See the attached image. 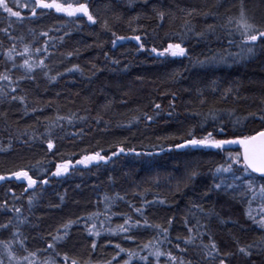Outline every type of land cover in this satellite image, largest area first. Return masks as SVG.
<instances>
[{
	"label": "trees",
	"instance_id": "trees-1",
	"mask_svg": "<svg viewBox=\"0 0 264 264\" xmlns=\"http://www.w3.org/2000/svg\"><path fill=\"white\" fill-rule=\"evenodd\" d=\"M7 2L14 11L21 12L23 20L9 17L8 13L0 9V29L8 28L13 36H23L24 40L12 41L0 31V71L11 64L4 53L13 43L16 44L17 51H22L24 44L32 43L30 29L37 34L48 31L50 36L64 37L63 43L59 40L49 41L50 45L55 42L56 48L49 47L53 55L45 60L51 69L50 74L61 72L64 75L55 83H49L38 69L36 82L23 81L21 84L28 90L29 100L38 99L40 105L48 101H52V104L42 113L37 112L23 118L19 104H0V175H8L23 168L38 181L36 188L28 191L24 190L27 187L24 180L12 177L7 181H0V203L7 200L9 207L14 204L22 208L23 215L29 218V223L22 229L28 237V250H41L32 259L36 264H44L47 260H54L55 264H65L63 254L66 253L70 257L67 264H71V259H76L78 264H107L119 251L116 244L134 252L138 251L141 255H148L149 250L143 249V245L149 240L155 245L156 240H162V237L158 229L144 225L143 220L146 217L149 224L163 227H168L167 222L172 219L169 228L172 243L162 242L159 245L161 251L184 255L185 258L192 259L194 264H206L198 249L189 248L185 254L180 253L174 245L178 242L177 236L188 235L183 219L190 200L197 199L211 185L214 169L225 161L226 153L203 147L177 149L174 146L190 138L187 135L190 129H194L196 138L206 135L208 131L217 136L218 122L204 121L202 116L194 115L195 112H206L209 106H214L226 110L235 109V115L243 118L249 112L260 109L261 100L264 99V49L257 48L255 55L244 60H233L229 57L226 63L197 64V58L204 60L213 53L227 55L225 49L230 47L226 42L227 37L223 32H218L220 40L215 36H209L201 42L188 40L184 46L188 47L191 58H159L151 53L150 48L155 46L160 49L166 47L168 42H178L174 33L181 30V21H169L166 16L165 22L161 24L150 6H143L140 0L132 4L129 0L86 2L89 3L90 10L99 8L100 14L108 19L109 26L117 35L136 34L131 31L127 22L131 17L141 14L142 18L134 20L132 26L141 25L147 33V36L142 35L144 51H137L135 41H118L113 48L111 40L114 37L111 33L102 29L99 22L90 25L86 22V17H68L54 9H37L36 16H32L31 0H19V4L29 5L26 8L13 5L12 0ZM158 7L162 10L170 9L177 17L182 15L181 8L196 7L198 10L218 12L220 22H223L226 16L239 14L240 0H159ZM244 7L250 17H255L257 21L264 19V0H244ZM115 16H120L121 19L117 20ZM215 22L212 16L206 19L196 16L193 19L198 30ZM66 31L70 33L69 36H64ZM44 39L46 38L39 37L33 47L40 46ZM236 39L238 42L239 38ZM230 51L237 52L239 49L233 45ZM68 52H73L74 55L67 57ZM105 53L119 60L120 64H111L105 59ZM43 55L40 54L41 57ZM16 59L17 63L22 62L21 57L17 56ZM73 65H79L83 69V75L79 71H66ZM22 74V69L14 72V76ZM36 83L40 85L39 88H36ZM230 86L239 89V100L233 99L231 95L227 100L221 99ZM198 89L207 98L204 105L199 103ZM57 93L60 95L57 96ZM173 94L176 96L174 109L170 107ZM109 101L110 107L105 109L103 106ZM154 104H160L161 108L155 109ZM57 109L61 115L75 112L79 116L87 115L88 119L77 120L73 125L64 122L63 129H57L53 134L55 148L48 150L40 134L45 131V117H54ZM85 109L90 111L86 112ZM157 111L160 112L159 116L155 115ZM169 111L173 113L172 116L168 115ZM4 112L8 113L7 117L2 115ZM145 112L154 116V119L147 121L143 116ZM98 114L103 116L100 123L94 119ZM133 117L139 119L132 122ZM221 119L224 121L226 135L217 138H232L233 130L227 112L221 114ZM261 127L264 125L259 120L250 119L244 122L243 130L252 132ZM26 128L35 130L38 138L32 140L28 136H21L20 133ZM24 140L28 143H24ZM161 145L164 151L160 150ZM119 147L126 150L134 147L142 155L137 156L126 151L112 156L113 152H118ZM96 152H100L102 156H111V159L107 162L94 161L87 166H76L77 161L84 155ZM146 152L158 154L143 155ZM69 161L71 164L67 174L61 177L52 175L57 165ZM193 169L200 175L194 181H189L187 177ZM42 179H47L48 183L41 185L39 181ZM105 193L109 196L119 193L124 197V200H117L107 214L103 202ZM14 196L19 199H14ZM29 196H34L31 211L28 205ZM61 196L64 197L63 201ZM160 200L165 203H159ZM213 203L223 218L237 221L244 226L247 239L257 235L255 226L244 215L246 205L233 202L224 195L214 196L211 201L205 202V206ZM142 206L144 217L134 210ZM91 213L101 214L95 221L97 229H104L99 237H94L87 231L92 221H88L86 226L85 221L81 220L72 225L68 235L56 243L54 250L43 251L47 243L52 242V237L57 234L61 225L68 220L75 221L78 217L86 218ZM13 215L0 210V223L7 222ZM106 215L109 217L107 220ZM126 216H130L133 221L140 219L141 225L128 233L113 234L107 231L108 228L117 229L124 223ZM101 221L104 223L101 224ZM232 228L231 223L220 225L213 221L211 224L214 238L222 251L229 250L224 247L225 242H228L230 250L235 251L228 232ZM234 231L242 239L245 238L244 233L235 229ZM59 234L63 236L62 229ZM128 236L132 239H127ZM9 237L10 231L0 232V239ZM93 241L97 244L95 250L91 248ZM26 254L18 252V255ZM118 259L123 264L127 259V252L120 253ZM112 264H117V261ZM132 264L143 262L135 257ZM148 264H156L155 257L149 256ZM159 264H168V258L160 257ZM233 264H242L241 258H235Z\"/></svg>",
	"mask_w": 264,
	"mask_h": 264
},
{
	"label": "snow or ice",
	"instance_id": "snow-or-ice-1",
	"mask_svg": "<svg viewBox=\"0 0 264 264\" xmlns=\"http://www.w3.org/2000/svg\"><path fill=\"white\" fill-rule=\"evenodd\" d=\"M136 0H129V3H135ZM143 6H150L151 11L155 14L157 20L163 24L165 22L166 16L169 21H175L180 19V31L174 33V36L178 42H168L166 47L158 49L153 46L150 48L151 53L155 54L159 58L163 57H188V47L184 46L188 40L195 39L197 42L205 41L209 36H215L217 40H220L218 32H223L227 37V44L231 47L235 45L239 49L237 52L230 51V47L225 49L227 55L213 53L210 56H206L204 60L196 59V63L200 65H215L226 63L229 57L233 60H244L246 58L252 57L256 53L257 48L264 49V19L257 21L255 17H250L246 14L244 7V0H240L239 14L236 16H226L223 22H220V14L218 12L203 11L198 10L196 7L191 8H181L180 12L182 15L177 17L174 12L169 10H162L158 7V2H152V0H140ZM13 5L18 7H28V4H19V0H12ZM31 15L36 16L37 9H54L57 13H63L68 17H86V22L90 25H96L99 22V26L105 31L111 33L114 39L111 40V45L113 48L116 47L117 42L124 41H135L137 42V51L145 50V43L142 41V35L147 36V33L143 31V26L138 25L136 27L132 26L134 20H140L141 14L131 17L128 20V27L133 33L131 36L127 35H117L115 31L109 26L108 19L104 18L100 14L99 8L95 10H90L89 3L82 2V0H31ZM110 5H106L108 7ZM0 9L8 13L9 17H16L18 20H23L20 11H14L13 7H10L7 0H0ZM95 11V14H94ZM196 16H203L205 19L212 16L216 22L210 23L205 26L204 29L198 30L196 25L193 23V19ZM115 19H121L120 16H115ZM9 26H11V21H9ZM5 35L12 41L19 39L23 42L24 37L13 36L8 28L0 29ZM32 34V43L24 44L22 51H17L16 44L13 43L9 47L4 55L7 60L11 62L10 66H5L3 71H0V104H11L13 102L20 105L22 110V116L35 114L37 112H43L46 107L52 104V101H48L43 105H40L38 99L29 100V92L21 86L23 81L36 82V71L39 69L43 72L49 83H55L64 73L57 72L55 75L50 74L51 69L49 65L45 63L49 57L53 55L49 51V47L56 48V43L53 42L51 45L49 41L59 40L63 43L64 37H53L49 35L48 31H42L36 33L34 30H29ZM69 32H65L64 36H69ZM39 37H45L46 39L40 44V46L33 47L37 43ZM236 37L239 38L238 42ZM2 45V41H0ZM103 46L102 44L100 45ZM90 47V46H89ZM211 51V49H210ZM79 50H76L78 54ZM40 54H44L42 57ZM67 57L74 55L73 52H68ZM17 56L22 58V62L17 63ZM105 59L109 60L113 65H119L120 61L111 58L105 53ZM95 68V65H93ZM18 69L23 70L22 75L14 76V72ZM103 69H97V71H102ZM126 70V66H125ZM67 72L79 71L83 75V69L79 65H73L71 68L66 69ZM95 75V72H93ZM213 83H215L213 81ZM36 88L40 85L36 83ZM199 103L204 105L207 102V98L204 96L202 90L198 89ZM215 91V89H213ZM239 89H234L229 87L226 89L224 95L221 97L223 100H227L231 95L233 99L239 100L241 97L238 94ZM60 93H57L59 96ZM176 99L175 94H173V103L170 107L174 109V101ZM74 103V101H73ZM111 102L109 101L103 107L105 109L110 107ZM155 109H160V104H154ZM89 112L90 109H85ZM227 112L228 119L231 122L233 136L232 138H217V136H225L226 128L223 126L224 121L221 119V114ZM3 116L7 117L8 113L4 112ZM156 116L160 115V112L155 113ZM169 116H172L171 111L168 112ZM194 115L202 116L204 121L211 120L213 122H218L216 126V134L213 135L212 131H208L206 135L196 138L194 129H190L187 135L190 137L183 141V143L176 144L174 147L177 149L193 147V148H212L222 150L226 153V159L223 163L215 167L213 172V180L209 187L201 192L197 199L190 200L187 207L186 215L183 219L184 227L188 233L187 236L181 237L177 236L178 241L174 247L180 253H187L189 248L193 250L198 249L201 253V259L206 262V264H233V260L240 257L242 264H264V127L252 132H245L244 122L248 120H259L262 125H264V99L261 100V107L258 111L249 112L247 116L243 118L235 115V109H220L214 106H209L206 112H195ZM144 118L147 121H152L154 116L148 115V113H143ZM39 119V118H37ZM87 115L79 116L75 112L70 114L61 115L57 109L54 117H45V131L40 134L43 142L46 143L47 149L52 150L55 148V143L53 140V134L57 129H63L64 122L69 125H73L75 121H85L87 120ZM97 123L103 120V116L97 115L95 118ZM138 117H133V121H137ZM130 126V125H129ZM203 126V123L201 124ZM31 127V126H29ZM21 136H28L32 140H36L37 133L35 130L30 131L28 128L24 129L20 133ZM170 138V137H169ZM167 139V138H166ZM182 139V138H181ZM28 143L27 140L23 141ZM227 146V147H226ZM230 146H240L242 151H231ZM160 150L164 151L163 146H160ZM170 150V149H169ZM133 153L137 156L142 155V153L137 152L134 147H129L127 150L124 147H119L118 152H113L112 156L119 155L120 153ZM158 153L146 152L143 155L152 156ZM111 159V156H102L100 152H96L92 155H84L82 159L78 160L77 163L84 164L85 166L91 164L92 162H107ZM71 162L61 163L56 166V171L52 173L53 176H63L68 173ZM200 175V173L193 169L189 174L187 179L189 181H194L195 178ZM15 177L17 180H24L27 182V187L24 189H35L38 183L37 179H33L29 175L28 170L23 168L12 171L8 175H0V181H7L10 178ZM41 185H46L48 183L47 179H42L39 181ZM179 187V186H178ZM224 195L233 202L246 205L245 217L248 221L255 226L257 235H254L250 239H247V230L243 225H240L237 221L226 220L223 218L219 212L216 211L214 203L206 207L205 202L211 201L214 196ZM14 199H19L14 196ZM63 201L64 197H60ZM117 200H124L123 196L116 193L114 196H109L104 194L103 202L105 205V214H107L112 205ZM34 196H29L28 205L29 211L33 206ZM149 202H146V204ZM159 203H165L164 200H160ZM253 204L257 206L254 208ZM0 210H5L13 213L14 215L5 223H0V232L10 231V237L7 239H0V264H36L35 260L32 259L37 256V252L41 251H29L27 246L28 237L24 235L22 229L25 225L29 223V218L23 215V210L14 204L9 207L8 201L5 200L0 203ZM135 212L141 217H144V206L134 208ZM100 213H91L86 218L78 217L77 220H68L66 223L61 225L60 229H57V234L52 237V242L47 243V247L43 251L48 249H55V245L58 241L62 240L64 236L68 235V232L73 224L83 220L87 226L88 221H92L91 227L87 228L90 235L94 237H99L103 228L97 229V223L95 222ZM109 217L106 215V220ZM218 222L220 225H227L231 223L233 225L232 229H228L231 243L235 246V251L230 250L228 242H225L224 247L229 249L222 251L221 246L218 244L214 238V233L211 229L212 222ZM104 221H101L103 224ZM143 223L147 227H153L159 230V235L162 240H156L155 245L152 240L143 245V249H148V255H141L140 252H134L125 248H122L119 244L115 247L119 250L116 255L112 256L107 264H112L113 261H117L120 253L127 252V259L123 261V264H132V260L135 257H139V260L143 264H148L149 256H153L156 259V264H159V259L162 256L168 258V264H194L192 259L185 258L184 255H174L171 251H161L159 245L162 242L172 243L169 238V228L172 225V219L168 220V227H163L159 224L151 225L148 223L146 217H144ZM141 225V220H132L130 216H126L124 223L119 225L117 229L108 228L109 233L115 234L116 232L128 233L131 229L137 228ZM63 230V236L59 233ZM244 233V239L240 235H237L234 231ZM127 239H132L131 236L126 237ZM181 244L184 246L181 247ZM97 244L95 241L91 244V248L95 250ZM27 253L26 255H18V252ZM59 255V253H58ZM70 257L65 253L63 254V261L67 264ZM44 264H55L54 260H47ZM71 264H78L76 259H71ZM90 264V262H89Z\"/></svg>",
	"mask_w": 264,
	"mask_h": 264
},
{
	"label": "water",
	"instance_id": "water-1",
	"mask_svg": "<svg viewBox=\"0 0 264 264\" xmlns=\"http://www.w3.org/2000/svg\"><path fill=\"white\" fill-rule=\"evenodd\" d=\"M187 148H193V147L189 146V147H186L184 149H187ZM208 149H210V148H208ZM236 149H239L240 151H242V148H240V146H230V150H236ZM214 150H217V149H214Z\"/></svg>",
	"mask_w": 264,
	"mask_h": 264
},
{
	"label": "rangeland",
	"instance_id": "rangeland-1",
	"mask_svg": "<svg viewBox=\"0 0 264 264\" xmlns=\"http://www.w3.org/2000/svg\"><path fill=\"white\" fill-rule=\"evenodd\" d=\"M208 149V148H207ZM211 149V148H210ZM218 150V149H217ZM221 151V150H220ZM92 163H94V162H92ZM91 163V164H92ZM76 166H84V164H79V163H77V165ZM59 177H61V176H59ZM257 205L256 204H253V207L255 208ZM245 210H246V207H245Z\"/></svg>",
	"mask_w": 264,
	"mask_h": 264
}]
</instances>
